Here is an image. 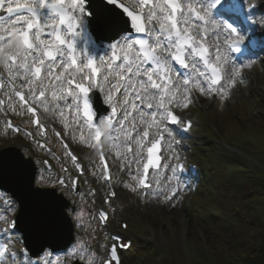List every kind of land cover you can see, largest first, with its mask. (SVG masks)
I'll use <instances>...</instances> for the list:
<instances>
[{"label": "snow or ice", "instance_id": "obj_1", "mask_svg": "<svg viewBox=\"0 0 264 264\" xmlns=\"http://www.w3.org/2000/svg\"><path fill=\"white\" fill-rule=\"evenodd\" d=\"M0 11L7 16V20L0 16V93L7 98L0 99V113L29 116L26 123L47 140L38 109L60 117L65 135L70 128L64 122L66 110L73 111L81 134L74 131L71 139L98 155L100 163L90 170L108 184L105 203L109 204L116 192L111 188L102 137L121 160L120 170L125 162L129 166L127 174L134 185L126 187L133 192L141 189L142 197L163 195L170 200L177 189L172 188L170 195L152 191L147 175L158 166L157 153L165 135L174 139L169 125H180L182 131L191 128V121L182 120L173 108H188L196 101L194 91L204 97L227 98L228 89L236 86L238 78L243 79L242 70L258 58L257 50L264 52V0H0ZM93 89L104 93L110 114L97 115ZM6 123L21 131L11 120ZM52 131L78 174L84 175L85 167L61 133ZM34 143L54 155L46 144ZM133 164L135 172L131 171ZM178 168L183 171L179 164L170 169L173 176ZM62 171L68 170L62 166ZM78 182L70 174L55 180L41 175L39 183H50L55 191L41 192L27 185L37 230L56 231L69 211L55 192L62 189L63 197L72 191L69 184ZM156 183L159 185L158 180ZM90 194L95 196V191ZM5 203L8 212L0 214V264H54L53 256L55 264H121L118 247H130L121 237L110 236L117 243L110 248L101 245L108 253L101 260L87 241L73 238L61 250L52 244L42 246L33 262L28 248L12 250L23 237L14 239L17 220L9 219L16 211L15 201ZM71 215L84 228L83 211L73 209ZM98 218L107 221V212L101 210ZM42 254L50 258L43 261Z\"/></svg>", "mask_w": 264, "mask_h": 264}, {"label": "rangeland", "instance_id": "obj_2", "mask_svg": "<svg viewBox=\"0 0 264 264\" xmlns=\"http://www.w3.org/2000/svg\"><path fill=\"white\" fill-rule=\"evenodd\" d=\"M228 67V66H227ZM261 68H258L257 70H247L246 72L244 71L243 75L244 78L237 79L236 86L233 88L228 89V96L225 99H221L219 95H212L210 98L209 97H204L200 96L198 91H194L195 97H197L196 101L194 104H196L199 108L200 111H206L208 113V122L211 124V127L218 131L222 130L221 128L225 126L223 122V113L228 112L227 109H231L230 113H233L234 115H237V111H235L237 107V103H234V92L233 90L235 89L237 92L243 94L244 91L254 89L253 91V97L257 99L256 106L249 112L251 114V118L255 120H259V118L264 119V64L263 66H260ZM228 71L230 69L228 68ZM262 102V104L260 103ZM193 104V105H194ZM261 104V105H260ZM189 105L188 108L185 109H191L192 106ZM231 107V108H229ZM234 109V110H233ZM193 112V111H192ZM57 124L63 128L62 123H61V118L58 116L52 115ZM225 117V116H224ZM242 120V119H241ZM253 120L252 122L258 123L257 121ZM66 123L70 124V128L68 129L67 136L71 139V136L73 135L74 131L77 136H79L81 133L80 131L77 130L78 126L72 119L66 118L64 121ZM202 122V120H201ZM253 125V124H252ZM250 126L248 123H246L247 128L252 133V139L247 141L243 140L245 145H240L244 148H246L248 151H243L240 148H232L229 150L230 152H224L221 149L216 154V157L218 160L224 161L227 164H230L231 166L237 167L238 162H246V163H255L258 169H263L264 171V136L262 135L261 131H258L254 126ZM64 129V128H63ZM237 130H240V128L237 129V125L234 124L230 127V135L235 133ZM65 131V130H64ZM83 132L86 134L85 129ZM224 137L229 138L227 132L224 129ZM85 138H88V134H86ZM72 140V139H71ZM73 143H75L74 140H72ZM109 147L111 149V154L113 157V162L116 168L115 174H117V179H120L121 182H124L125 179L130 177L127 173L129 172V166L127 162L124 163V170H120L121 166V160L117 159L115 155V150L112 146ZM89 151V150H88ZM254 156V157H253ZM255 158V159H254ZM259 159V160H257ZM238 170V168H237ZM132 172L136 171V166L133 164L131 168ZM127 184L129 185H134V182L131 181V178L127 180ZM140 197L138 195L135 196V202H134V209L132 211V214L137 218V217H142L144 218V207L143 203L141 201ZM154 203L149 207L148 210L151 212L155 213V216L157 215H162L163 219L160 224L154 225L152 223L153 221L146 222L149 225L154 226V229L156 231V238H155V244L154 246L161 250L163 253L166 252L167 250L169 252L174 251L173 247L174 245H178L179 249H184L185 253V264H197V261L188 253V249L186 248V239L189 234V231L187 230V215H185L184 211L181 208V204H176L174 207H167L165 206V203L162 198H153ZM125 212L129 211V207H125L123 209ZM176 216V218H174ZM186 216V218H185ZM88 218V217H87ZM138 218V220H139ZM178 218L179 221H178ZM95 225L93 226L92 222L87 220V223H84V228H80V234L84 232V229L87 230L89 229L92 233L91 239L89 241L91 242L90 247L92 250L97 251L100 250V243H101V238L102 234L99 232V234L96 232V229H94ZM142 229L144 231V226H142ZM172 229V231H171ZM171 231V232H170ZM100 238H99V237ZM82 236H80L81 238ZM82 239V238H81ZM189 247V245H187ZM183 247V248H182ZM191 247V244H190ZM100 256H101V250ZM188 254V256H187ZM101 259V258H100Z\"/></svg>", "mask_w": 264, "mask_h": 264}, {"label": "trees", "instance_id": "obj_3", "mask_svg": "<svg viewBox=\"0 0 264 264\" xmlns=\"http://www.w3.org/2000/svg\"><path fill=\"white\" fill-rule=\"evenodd\" d=\"M226 115L224 129L239 124L233 115ZM246 181L237 185L242 186L243 194L228 201V206L211 222L198 215L188 217L186 241L204 247L203 253L188 249L197 264H264V175L250 176ZM124 191L127 193L125 188ZM233 211H238L239 220L231 226L220 216ZM184 255L176 244L174 254H170L165 264H185Z\"/></svg>", "mask_w": 264, "mask_h": 264}]
</instances>
